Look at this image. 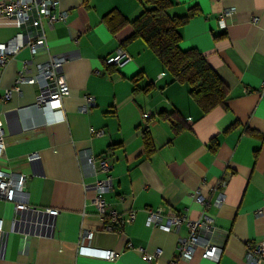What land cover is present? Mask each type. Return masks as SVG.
<instances>
[{"label": "crops", "instance_id": "0c3cea01", "mask_svg": "<svg viewBox=\"0 0 264 264\" xmlns=\"http://www.w3.org/2000/svg\"><path fill=\"white\" fill-rule=\"evenodd\" d=\"M170 2V16L194 11L179 28L178 46L202 53L229 87L225 106L203 112L187 83L173 81L143 40H130V21L150 8L142 0H59L67 17L52 25L42 18L46 48L31 54L23 47L0 67L6 138L0 167L26 174L31 204L21 213L25 221L12 229L13 205L0 202L5 231L0 264H169L178 237L188 235L186 220L201 213L192 196L197 186L210 201L208 213L223 250L217 261L197 251L175 264H248L247 243L264 239V0ZM228 6L236 15L220 28L218 15ZM19 31L31 36L35 29L0 14V42ZM118 47L131 59L106 65ZM49 54L68 55L62 72L69 93L61 109L38 105L35 83L1 98L25 62L31 74ZM88 96L93 100L83 111ZM86 151L112 164L103 219L90 203L94 178ZM31 152L38 158L29 161ZM45 208L58 212L51 215ZM150 208H160L162 215L177 212L185 220L177 229L147 225ZM110 210L119 218L106 230ZM131 211L134 219L124 222ZM100 249L116 257H101L95 253Z\"/></svg>", "mask_w": 264, "mask_h": 264}, {"label": "built area", "instance_id": "2783aa9c", "mask_svg": "<svg viewBox=\"0 0 264 264\" xmlns=\"http://www.w3.org/2000/svg\"><path fill=\"white\" fill-rule=\"evenodd\" d=\"M0 14L15 19L20 25L30 24L34 27L35 32L31 36H26L23 31L0 42V67L4 66L7 60L15 55L21 48L27 47L31 54L46 48V39L41 28L42 18H46L47 23L52 25L57 21H65L67 11L59 7V0H5L0 2ZM236 9L233 6L223 7L218 15V27L226 28L234 19ZM252 21L256 20L255 16H250ZM66 54H49L45 61L35 65V71L27 74V65L24 63L18 70L12 86L5 89L2 99L11 97L13 91L20 94L21 85L25 83H35L38 87L35 101L38 105L48 107L50 110L62 108V98L69 93L68 85L62 72V65L67 61ZM131 59L128 52L118 47L115 52L107 56L104 60L106 65L121 66ZM93 97H86V104L80 107L85 111ZM101 133V131H98ZM6 138L3 128V121L0 119V157L5 156ZM85 163L90 175L94 178V194L90 198L100 216L105 217V200L103 193L110 189L109 170L112 164L105 157H95L89 151L83 153ZM38 158L36 152L27 155V159L32 161ZM98 172H104V178L96 179ZM27 176L22 172L6 170L0 167V202L12 203L15 213L12 216V229L17 222H23L25 219L21 213L31 209L28 192L25 188ZM219 187L224 185L221 181ZM213 188V187H212ZM194 200L201 205V213L196 219H187L188 235L178 237L176 245V258L189 259L197 251L201 258L212 259L217 261L223 250V243L217 236V227L214 218L208 213L210 201L208 197L201 193L200 186L193 191ZM222 201V193L216 199ZM48 214L55 215L58 212L56 208H45ZM260 212L259 210L257 211ZM146 224L158 226L164 230L177 229L180 223L185 220L184 215L172 212L167 215L161 214L160 208H150L146 212ZM109 218L108 223H104V229L111 230L112 224L119 218L115 211L110 210L106 215ZM135 217L133 211L123 218L124 222H131ZM87 236L92 235V230L85 231ZM5 231L3 227V218L0 216V254L4 248ZM82 250V247H81ZM158 252V251H157ZM95 253L101 257L113 259L116 254L110 249L95 250ZM143 257L149 258L144 252ZM245 260L248 264L264 263V239L255 242H249L246 245ZM171 259L169 264H175Z\"/></svg>", "mask_w": 264, "mask_h": 264}, {"label": "trees", "instance_id": "16d2710c", "mask_svg": "<svg viewBox=\"0 0 264 264\" xmlns=\"http://www.w3.org/2000/svg\"><path fill=\"white\" fill-rule=\"evenodd\" d=\"M142 2L150 8H145L130 21L133 27L130 40L132 38L143 40L171 74L173 81L187 83L189 94L203 112L216 106H225L229 87L208 64L202 53L194 48L182 50L178 46L181 39L179 28L194 11L183 16H170L166 11L171 4L170 0ZM147 120L148 118L146 122ZM144 140L148 145L150 137L147 126L144 128Z\"/></svg>", "mask_w": 264, "mask_h": 264}]
</instances>
